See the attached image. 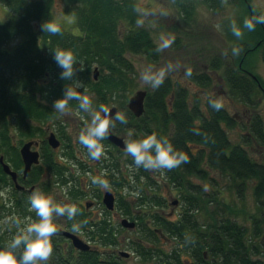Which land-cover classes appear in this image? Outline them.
Segmentation results:
<instances>
[{
  "label": "trees",
  "instance_id": "obj_1",
  "mask_svg": "<svg viewBox=\"0 0 264 264\" xmlns=\"http://www.w3.org/2000/svg\"><path fill=\"white\" fill-rule=\"evenodd\" d=\"M63 1L66 12L74 19L72 28L75 31L55 19L53 0H0L11 11L10 17L0 22V148L10 165L16 167L13 137L16 134L22 138L40 136L45 123L57 118L54 102L80 80L83 87L77 91L85 94L87 89L86 94L92 99L91 110H98L103 104L107 108L115 107L126 117V124L115 121V127L111 128L115 134L125 137L126 141L155 133L189 158V162L171 170H145L137 168L132 157L107 138L101 141L111 150H117L112 160L110 155V159L101 165L108 168L107 178L118 181L120 174L125 173L124 169H128L133 183L137 184L133 188L153 207L162 206L161 197L146 193V190H164L166 184L178 195L180 203L174 220L164 218L154 210L155 207L145 208L147 217L160 229L141 228L140 238L145 243H158L159 239L168 242L162 244L164 248L158 245L159 250L155 252L133 241L135 247L142 249L145 264L151 257H156L153 264H264V159L252 157L250 150L229 138L228 128L237 126L235 117L225 106L216 110L212 103L218 99L212 96L206 100V112L203 111L198 97L193 102L189 99V85L181 84L169 75L163 77L158 88L149 85L141 89L146 91L144 111L136 117L127 106L129 97L140 90L135 89L136 71L131 56H143L151 63L160 58L151 27L145 24L136 0ZM173 2L186 30L196 21V2ZM202 2L214 12H218L224 3L223 0ZM253 20L251 23L257 27L248 33V37L243 36L245 42L236 41L237 66L226 63L219 56H213L206 63L210 72L221 71L217 76L219 83H224L227 95L243 102L247 108L259 104L257 96L260 93L264 96V82L247 66L248 57L255 51L259 52L264 64V21L262 18ZM45 21L58 23L61 33L43 32L41 24ZM232 34L234 40L241 37ZM173 45H180L177 38ZM57 48L71 49L77 57L76 72L71 80L61 79L63 69L54 61L52 53ZM80 62L85 68L82 72ZM95 68L98 71L96 78ZM193 69L188 75L191 80L200 86L211 83L212 75L204 68L198 73H193ZM69 106L85 112L76 100L69 101ZM252 115L250 122L244 121L240 125L250 131L245 140L264 148V117L257 112ZM129 131L132 132L130 137ZM210 171L224 177L226 184L218 187ZM0 172L6 176L1 166ZM156 173L161 176L159 180ZM206 183L213 188L205 190ZM249 190L255 212L246 211L236 202L239 199L244 202V195ZM226 191L236 195H225ZM11 209L12 206L5 203L0 216L6 219ZM241 216L246 217L244 222L240 220ZM140 219L141 222L145 220L143 214ZM13 224L10 234L14 237L20 228ZM8 235L0 227V248H6ZM88 236L94 238L92 234ZM98 236L97 244L106 246L105 232H99ZM57 238L51 237L53 251L42 264H54L53 259L56 264H99L98 257H67V261L53 257L61 254L55 245ZM169 245L171 248L167 250ZM22 251L23 244L17 254ZM80 253L92 254L93 251Z\"/></svg>",
  "mask_w": 264,
  "mask_h": 264
},
{
  "label": "flooded vegetation",
  "instance_id": "obj_2",
  "mask_svg": "<svg viewBox=\"0 0 264 264\" xmlns=\"http://www.w3.org/2000/svg\"><path fill=\"white\" fill-rule=\"evenodd\" d=\"M247 8L251 14V7L247 6ZM203 68L206 69V65ZM74 111L76 114L87 117L86 112ZM243 111L245 113V110ZM56 117L45 123L44 132L40 136L33 135L23 139L16 134L13 137L17 151L15 154L16 167L10 165L0 148V158L15 172L12 177L4 171L0 162L1 170L6 174L4 177L0 172V212H3L5 203L12 206L10 215L6 219L0 216V225H3L5 219L22 229L28 223L38 221L39 217L31 209L29 196L34 191L40 190L48 195L54 204L72 205L78 209L72 219H69L67 214L57 216L55 212L53 213V221L57 226V233L53 235L58 237L55 245L61 253L53 257H61L63 261H67L69 259L67 257L74 259L98 257L99 264H133L134 261L135 264H145L144 256L141 254L142 249L135 247L133 241L155 252L159 250L158 245L164 248L162 244L168 243H164L159 238L158 243H145L140 238L141 228L160 229V226L145 214L149 210L146 212L145 208L153 207V205L149 204L147 199L142 200L141 194L133 188L137 184L133 183L128 169H124L125 173L120 174L118 181H114L113 177H106L109 174L108 168L101 165L110 159V155L111 160L113 159L112 156L117 152L116 149L111 150L110 147L104 146L105 155L93 160L78 139L79 135L87 130L85 122L83 120L69 121L67 115L59 113ZM251 118L248 116L245 121L250 122ZM110 131L115 134L112 129ZM52 135L58 142L57 146H52L49 142V137ZM122 138L125 141V137ZM26 144H28L30 154H37V161L32 162L29 170L24 172L25 162L21 150ZM116 147L123 151L125 149ZM94 177L107 180L108 187L100 185L98 181L94 183ZM164 187V190L150 189L146 190V193L160 196L162 206H154V210L164 218L174 220L180 203L178 195L166 184ZM142 214L145 217L143 222L140 219ZM129 223H133V226ZM74 226L79 230L73 231ZM64 231L76 235L88 245V248L84 250L77 248L73 240L64 234ZM101 231L107 235L108 244L106 246L97 244L98 233ZM87 234L94 235V238H89ZM81 251H93V253L83 254L80 253ZM154 258L156 257H151L148 264H153ZM52 262L57 263L56 259Z\"/></svg>",
  "mask_w": 264,
  "mask_h": 264
},
{
  "label": "rangeland",
  "instance_id": "obj_3",
  "mask_svg": "<svg viewBox=\"0 0 264 264\" xmlns=\"http://www.w3.org/2000/svg\"><path fill=\"white\" fill-rule=\"evenodd\" d=\"M194 1L197 5L196 21L184 30L185 25L179 17L177 7L173 0H136L145 24L151 27L155 42L158 44L161 36L165 38L175 36L180 42V45L174 46L172 43L168 48L160 51V58L154 63L149 62L143 56H131L136 71L137 84L135 89H146L149 87L148 84L142 81V73L148 71L157 74L161 70H164V76L169 75L173 80L181 84L189 85L187 88L189 99L193 102L195 97H198L203 111L206 112L205 104L209 97L212 96L218 99L237 120V126L230 127L227 130L228 136L232 142L241 143L247 150L251 151L252 157L264 159V148L255 142L250 143V141L245 140L246 137L250 136V131L240 126L248 116L252 117L254 112L264 117V96L260 93L257 96L259 104L255 108H247L243 102L237 101L227 95L224 83H219V79H217L216 76H219L221 71L218 70V73L210 72L212 81L206 86H200L197 82L191 80V78L188 77L189 74H187L191 68H194L192 71L193 73H198L199 69L203 68L207 61L213 56H219L226 63L228 62L233 66H237L238 53L235 44L237 42L244 43L246 39L244 37H248V33L253 31V28L257 27L256 25L251 29L246 27V20L254 21L253 19L255 18L259 20L262 18L264 21V0H238L236 3L233 0H223L224 3L222 8H220L218 12H214L208 6H205L202 0ZM247 6L251 7V14ZM65 9L66 6L63 0H53L52 11L55 19L64 27L71 31H75V29L72 28L74 19ZM10 15L11 11L0 3V22L9 18ZM234 28H239L241 33H245L241 34L238 40H234L232 37V33L235 34ZM258 53V51H255L248 57L247 66L264 82V64ZM206 67L205 71L207 70L209 72V66ZM71 109L72 108L69 107V111L73 112H68L66 114L69 121L78 122V120H83L87 129L91 124V112L95 110L93 109L86 112L87 117H84L81 114H76L75 111ZM243 110H245V113ZM158 174L159 173H156L155 177L161 178ZM211 175L216 178L218 187H222L226 184V179H224V177L221 178L216 176L215 173H211ZM193 181H197V179H193ZM205 188L210 190L213 187H210L206 183ZM225 195L234 196L236 194L232 191H226ZM244 196V202L242 199L235 201L239 205H242L243 207H241L246 209V211L255 212V203L250 190L246 192ZM241 217L240 220L244 222V218L246 219V217ZM12 224L10 220H4L3 225H0L1 229L9 234V239L5 242L6 245L13 239V235L10 234L11 230H13L11 228ZM170 248V245L167 246V250ZM133 264H135V261Z\"/></svg>",
  "mask_w": 264,
  "mask_h": 264
},
{
  "label": "clouds",
  "instance_id": "obj_4",
  "mask_svg": "<svg viewBox=\"0 0 264 264\" xmlns=\"http://www.w3.org/2000/svg\"><path fill=\"white\" fill-rule=\"evenodd\" d=\"M245 26L250 29L254 27L251 21L248 20L245 21ZM41 29L43 32L52 35L60 34L62 31L61 26L54 21L43 22ZM234 31L237 36L241 35L239 29ZM174 40L175 36L169 38L161 36L156 51L159 52L168 48ZM52 53L54 61L63 69L60 74L61 79L71 80L76 72L77 57L75 53L71 49L60 48L52 50ZM79 70L81 72L85 70L83 62H80ZM190 71L189 69L187 74L190 75ZM163 77L164 70L157 74L148 71L141 74L142 81L153 89L158 88L163 83ZM81 87H83V82L80 80L75 81L74 86L68 87L65 96L54 102V111L66 115L70 107L69 101L76 100L80 109L89 112L92 109V99L86 94V88L85 94L77 91ZM212 106L219 110L224 104L221 101H215ZM116 120L122 124L127 123L126 117L122 113L117 112L115 117H112L109 108L103 104L100 105L98 110L91 112V124L86 132L79 135L78 139L79 143L88 150L93 160L105 155L104 145L101 141L106 139L109 130L115 127ZM131 135L132 132L129 131L128 136ZM124 151L132 157L137 168L143 167L145 170H171L180 166L181 163L189 162L186 153L177 152L166 138H158L155 133L139 140H126ZM93 180L94 183L98 181L100 185L108 187V182L105 179L94 177ZM29 202L31 209L36 212L39 220L28 223L26 227L20 229L6 248L0 249V264H42V262L47 261L53 251L51 237L57 233L53 213L55 212L57 216L67 214L68 218L72 219L78 211L72 205L54 204L52 199L40 190L34 191L29 196ZM78 230V227H73V231ZM21 244H23V251L18 255L17 250Z\"/></svg>",
  "mask_w": 264,
  "mask_h": 264
},
{
  "label": "water",
  "instance_id": "obj_5",
  "mask_svg": "<svg viewBox=\"0 0 264 264\" xmlns=\"http://www.w3.org/2000/svg\"><path fill=\"white\" fill-rule=\"evenodd\" d=\"M94 78L97 77L98 71L95 68L94 69ZM146 91L145 90H137L135 91L128 99V109L136 116L139 117L143 111H144V99H145ZM111 116H114L117 112V109L115 107L109 108ZM107 139L115 144L116 146L120 148H125V141L122 137L117 136L113 134L110 130L107 136ZM49 142L52 146H57L58 142L55 139V137L52 135L49 137ZM25 162V169L24 172H27L30 168V165L32 162L37 161V154L36 153H29L28 152V144L23 146V149L21 150ZM0 162L2 163L3 169L6 173L10 174L12 177L14 176L15 172H13L10 167L3 162L2 158H0ZM130 226H133V223H129ZM64 234L68 237H70L73 240L74 245L77 248H80L82 250L87 249L88 245L85 244L83 241H81L76 235L71 234L69 232H65Z\"/></svg>",
  "mask_w": 264,
  "mask_h": 264
}]
</instances>
